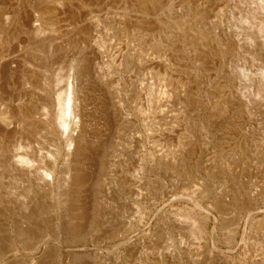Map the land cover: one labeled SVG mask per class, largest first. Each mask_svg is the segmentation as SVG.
I'll list each match as a JSON object with an SVG mask.
<instances>
[{"label":"rangeland","instance_id":"1","mask_svg":"<svg viewBox=\"0 0 264 264\" xmlns=\"http://www.w3.org/2000/svg\"><path fill=\"white\" fill-rule=\"evenodd\" d=\"M14 1L0 264H264V0Z\"/></svg>","mask_w":264,"mask_h":264},{"label":"bare ground","instance_id":"2","mask_svg":"<svg viewBox=\"0 0 264 264\" xmlns=\"http://www.w3.org/2000/svg\"><path fill=\"white\" fill-rule=\"evenodd\" d=\"M20 1L21 0H15L13 3H15L16 6H19L20 4ZM41 3L42 1H48V0H40ZM66 1V0H65ZM6 2L7 0H0V12L3 10V8L5 9L6 7ZM28 2H30V0H28ZM12 3V4H13ZM24 3V2H23ZM31 3V2H30ZM60 4V3H59ZM62 4V3H61ZM60 4V5H61ZM9 5V4H7ZM13 8V7H12ZM64 9V8H63ZM26 10V8H25ZM41 10V9H40ZM72 9L69 8V11H71ZM22 11V8L21 7H18L17 9H15V11H12V14H10V16H8L7 18H5L4 20H2L0 22V28H2L1 30L3 29H7V30H11V29H21V28H24L25 27V21L22 22L21 19H19V15L21 13H24L25 11L23 10ZM27 11V10H26ZM5 12V11H4ZM5 16V15H4ZM23 19V18H22ZM27 21V24L29 25V27L27 28H31V29H34V30H37L40 28V25H39V22L38 20L34 19L33 18H29L26 20ZM25 27V28H26ZM24 28V29H25ZM94 29V28H93ZM13 53V52H12ZM8 65V64H7ZM0 150H3L2 152L4 153V148L6 147V141L8 138H11L13 139V142L16 143L17 141V137L19 135V124L16 122H13V123H10V118L8 117L7 114H5L6 112H4V107H0ZM14 110V109H13ZM15 115V114H14ZM16 117V115H15ZM66 122V121H65ZM66 124V123H65ZM15 149H14V153H13V156H12V162L9 164L12 168H13V171L15 172V174H19L21 173V167L22 166H25V165H29V162L28 160L22 158L19 154H18V150L16 149L17 146L14 145ZM7 154V153H6ZM24 156V155H23ZM2 158V160H4V158L8 159L7 157L4 156L3 154V157H0V159ZM11 159V158H10ZM1 160V161H2ZM2 163V162H1ZM5 163H3L4 165ZM2 165V166H3ZM6 165V164H5ZM11 168V169H12ZM3 169V168H2ZM9 169V168H8ZM1 171V169H0ZM12 173V172H11ZM33 173V172H32ZM14 174V175H15ZM16 179V178H15ZM22 180V179H21ZM14 183V182H13ZM33 186V185H32ZM46 187V186H45ZM15 189V188H14ZM4 192V191H3ZM12 192V191H11ZM33 192V191H32ZM13 196V195H12ZM20 202V201H19ZM32 207V206H31ZM18 209V208H17ZM19 221V220H18ZM16 223V222H15ZM3 224V223H2ZM19 226V225H18ZM18 228V227H17ZM3 229V228H2ZM16 232L18 233V229H16ZM20 234V233H19ZM4 237V236H3ZM2 241V240H0ZM13 242L11 244H13L12 246H10V249L9 250H12L16 253V255L18 254V249H17V246H16V242H14V240H12ZM2 244V243H1ZM5 246V245H4Z\"/></svg>","mask_w":264,"mask_h":264}]
</instances>
